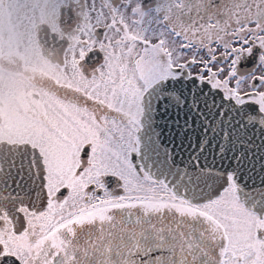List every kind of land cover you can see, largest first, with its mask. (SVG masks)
<instances>
[{"label": "snow or ice", "instance_id": "6c2138e0", "mask_svg": "<svg viewBox=\"0 0 264 264\" xmlns=\"http://www.w3.org/2000/svg\"><path fill=\"white\" fill-rule=\"evenodd\" d=\"M44 11L57 74L0 141V264H264V0Z\"/></svg>", "mask_w": 264, "mask_h": 264}, {"label": "flooded vegetation", "instance_id": "af4514ba", "mask_svg": "<svg viewBox=\"0 0 264 264\" xmlns=\"http://www.w3.org/2000/svg\"><path fill=\"white\" fill-rule=\"evenodd\" d=\"M48 0H14L0 24V92L7 101L0 105V141L26 143L33 127L23 122L24 100L55 79L57 68L41 54L37 32L55 31L44 11Z\"/></svg>", "mask_w": 264, "mask_h": 264}]
</instances>
